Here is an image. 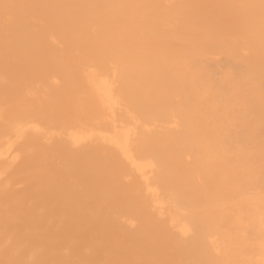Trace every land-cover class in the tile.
<instances>
[{
  "label": "bare ground",
  "instance_id": "6f19581e",
  "mask_svg": "<svg viewBox=\"0 0 264 264\" xmlns=\"http://www.w3.org/2000/svg\"><path fill=\"white\" fill-rule=\"evenodd\" d=\"M0 264H264V0H0Z\"/></svg>",
  "mask_w": 264,
  "mask_h": 264
}]
</instances>
